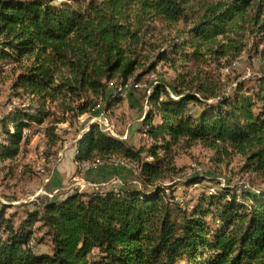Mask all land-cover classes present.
Listing matches in <instances>:
<instances>
[{
  "label": "trees",
  "instance_id": "16d2710c",
  "mask_svg": "<svg viewBox=\"0 0 264 264\" xmlns=\"http://www.w3.org/2000/svg\"><path fill=\"white\" fill-rule=\"evenodd\" d=\"M263 41L264 0H0V75L10 68L22 99L0 118V160L18 156L25 130L56 146L59 123L119 105L112 84L152 88L148 149L98 123L77 142L79 165L120 156L142 186L74 191L17 219L1 205L0 264H264V71L222 72ZM159 65L175 78L148 83ZM182 141L238 154L252 183L178 199L165 157ZM44 238L50 251H36Z\"/></svg>",
  "mask_w": 264,
  "mask_h": 264
},
{
  "label": "rangeland",
  "instance_id": "374dc122",
  "mask_svg": "<svg viewBox=\"0 0 264 264\" xmlns=\"http://www.w3.org/2000/svg\"><path fill=\"white\" fill-rule=\"evenodd\" d=\"M61 1L55 0V3ZM260 49H264V41ZM263 71L264 50L258 53L246 52L231 68L222 70L225 79L228 76L248 78ZM160 78L172 80L175 73L170 68L159 65L158 73L151 74L148 83ZM13 80L10 68L0 75V118L22 103V99L14 94ZM144 85L141 84L143 87L140 89L129 91L119 83L112 84L115 93L123 97L119 105L113 109H100L98 114L85 113L73 120L71 127L67 122L59 123L58 133L62 141L56 146L47 144L42 131L34 133L35 128L25 130L24 137L28 136V140L22 144L18 156L13 160H0V206L7 205V216L14 213L17 219L24 216L27 209H37L48 198L62 197L74 191L141 187L140 167L135 161L111 156L102 159L95 168H84L81 165L91 166L92 160L79 165L76 155L78 140L93 123H98L104 131L136 148L148 149L151 146L152 140L141 131L145 114L150 109L148 94L152 89L150 87L145 90L147 84ZM10 128L13 129L12 124ZM142 158L152 161V156L147 151L142 154ZM165 160L171 161L168 172L172 176V181L167 180L165 185L171 186L174 194L183 201L190 200L192 194L196 198L201 191L212 193L227 185L238 187L239 190L241 185H249L248 182L253 181L252 175L241 171L243 159L238 154H218L215 149L200 142L187 144L182 141L174 145ZM192 175L204 176L205 180L186 186V180ZM43 231L36 232L35 236L41 237ZM35 249L38 252H49L48 238L37 242Z\"/></svg>",
  "mask_w": 264,
  "mask_h": 264
},
{
  "label": "built area",
  "instance_id": "2783aa9c",
  "mask_svg": "<svg viewBox=\"0 0 264 264\" xmlns=\"http://www.w3.org/2000/svg\"><path fill=\"white\" fill-rule=\"evenodd\" d=\"M99 116H100V115H98V117H99ZM0 129H1V126H0ZM99 164H100V162L97 163L95 166H83V165H81V166L84 167V168H95V167H97Z\"/></svg>",
  "mask_w": 264,
  "mask_h": 264
},
{
  "label": "bare ground",
  "instance_id": "6f19581e",
  "mask_svg": "<svg viewBox=\"0 0 264 264\" xmlns=\"http://www.w3.org/2000/svg\"><path fill=\"white\" fill-rule=\"evenodd\" d=\"M99 162L101 163V160H100V159H96L95 161H92V165L95 166V165H96L97 163H99ZM123 163H124V161H123ZM90 164H91V163H90ZM92 165H91V166H92Z\"/></svg>",
  "mask_w": 264,
  "mask_h": 264
},
{
  "label": "crops",
  "instance_id": "0c3cea01",
  "mask_svg": "<svg viewBox=\"0 0 264 264\" xmlns=\"http://www.w3.org/2000/svg\"><path fill=\"white\" fill-rule=\"evenodd\" d=\"M72 158H74V154L72 155Z\"/></svg>",
  "mask_w": 264,
  "mask_h": 264
}]
</instances>
